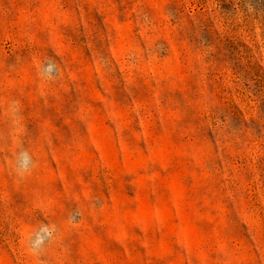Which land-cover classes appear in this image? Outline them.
I'll return each instance as SVG.
<instances>
[{"label": "rangeland", "instance_id": "rangeland-1", "mask_svg": "<svg viewBox=\"0 0 264 264\" xmlns=\"http://www.w3.org/2000/svg\"><path fill=\"white\" fill-rule=\"evenodd\" d=\"M0 264H264V0H0Z\"/></svg>", "mask_w": 264, "mask_h": 264}]
</instances>
